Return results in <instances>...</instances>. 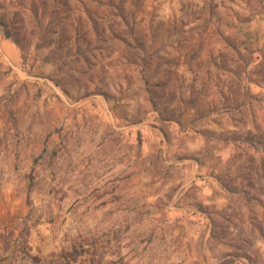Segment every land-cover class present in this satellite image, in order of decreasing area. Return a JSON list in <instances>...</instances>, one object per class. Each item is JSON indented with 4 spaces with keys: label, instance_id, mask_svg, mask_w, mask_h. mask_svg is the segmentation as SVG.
<instances>
[{
    "label": "rangeland",
    "instance_id": "obj_1",
    "mask_svg": "<svg viewBox=\"0 0 264 264\" xmlns=\"http://www.w3.org/2000/svg\"><path fill=\"white\" fill-rule=\"evenodd\" d=\"M264 264V0H0V264Z\"/></svg>",
    "mask_w": 264,
    "mask_h": 264
},
{
    "label": "trees",
    "instance_id": "obj_2",
    "mask_svg": "<svg viewBox=\"0 0 264 264\" xmlns=\"http://www.w3.org/2000/svg\"><path fill=\"white\" fill-rule=\"evenodd\" d=\"M87 255H89V250L85 248V245H80L69 252L58 255V264H76Z\"/></svg>",
    "mask_w": 264,
    "mask_h": 264
}]
</instances>
